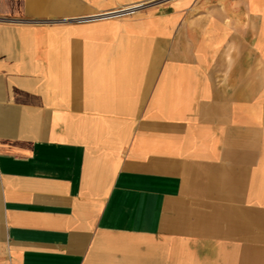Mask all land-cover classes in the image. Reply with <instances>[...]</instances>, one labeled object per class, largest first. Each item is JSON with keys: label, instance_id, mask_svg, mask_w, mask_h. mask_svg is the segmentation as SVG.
Listing matches in <instances>:
<instances>
[{"label": "crops", "instance_id": "1", "mask_svg": "<svg viewBox=\"0 0 264 264\" xmlns=\"http://www.w3.org/2000/svg\"><path fill=\"white\" fill-rule=\"evenodd\" d=\"M0 264H264V0H0Z\"/></svg>", "mask_w": 264, "mask_h": 264}, {"label": "built area", "instance_id": "2", "mask_svg": "<svg viewBox=\"0 0 264 264\" xmlns=\"http://www.w3.org/2000/svg\"><path fill=\"white\" fill-rule=\"evenodd\" d=\"M138 7H139V5L135 4V5H132V6H128L126 8L124 7V8H120V9H116V10H112V11L106 12L103 15L104 16L105 15H107V16H113V15L114 16H118V15H121V14H124V13H132Z\"/></svg>", "mask_w": 264, "mask_h": 264}, {"label": "rangeland", "instance_id": "3", "mask_svg": "<svg viewBox=\"0 0 264 264\" xmlns=\"http://www.w3.org/2000/svg\"><path fill=\"white\" fill-rule=\"evenodd\" d=\"M126 7H128V6H126ZM125 7V8H126ZM124 8V7H123ZM139 8V7H138ZM138 8H136L132 13H124V14H121V15H118V16H107V15H100L101 17H123V16H131V15H133L135 12H136V10L138 9ZM118 9H120V8H118ZM116 10V9H115ZM112 11V10H111Z\"/></svg>", "mask_w": 264, "mask_h": 264}]
</instances>
